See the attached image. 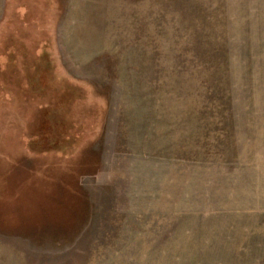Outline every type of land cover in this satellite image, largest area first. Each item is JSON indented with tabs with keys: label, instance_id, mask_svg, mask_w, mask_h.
<instances>
[{
	"label": "rangeland",
	"instance_id": "obj_1",
	"mask_svg": "<svg viewBox=\"0 0 264 264\" xmlns=\"http://www.w3.org/2000/svg\"><path fill=\"white\" fill-rule=\"evenodd\" d=\"M0 264H264V0H0Z\"/></svg>",
	"mask_w": 264,
	"mask_h": 264
}]
</instances>
